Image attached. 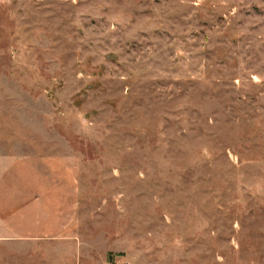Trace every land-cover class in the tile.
Masks as SVG:
<instances>
[{"label": "rangeland", "instance_id": "1", "mask_svg": "<svg viewBox=\"0 0 264 264\" xmlns=\"http://www.w3.org/2000/svg\"><path fill=\"white\" fill-rule=\"evenodd\" d=\"M0 264H264V0H0Z\"/></svg>", "mask_w": 264, "mask_h": 264}]
</instances>
